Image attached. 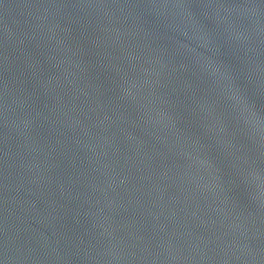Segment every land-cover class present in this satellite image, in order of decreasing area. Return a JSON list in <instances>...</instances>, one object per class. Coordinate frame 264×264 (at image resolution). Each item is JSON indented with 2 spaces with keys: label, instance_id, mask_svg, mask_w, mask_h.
Returning <instances> with one entry per match:
<instances>
[{
  "label": "water",
  "instance_id": "1",
  "mask_svg": "<svg viewBox=\"0 0 264 264\" xmlns=\"http://www.w3.org/2000/svg\"><path fill=\"white\" fill-rule=\"evenodd\" d=\"M0 264H264V0H0Z\"/></svg>",
  "mask_w": 264,
  "mask_h": 264
}]
</instances>
